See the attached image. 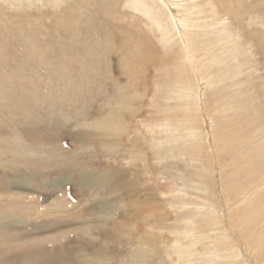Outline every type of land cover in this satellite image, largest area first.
I'll list each match as a JSON object with an SVG mask.
<instances>
[{
  "label": "rangeland",
  "instance_id": "obj_1",
  "mask_svg": "<svg viewBox=\"0 0 264 264\" xmlns=\"http://www.w3.org/2000/svg\"><path fill=\"white\" fill-rule=\"evenodd\" d=\"M196 1L0 0V264H264V0Z\"/></svg>",
  "mask_w": 264,
  "mask_h": 264
},
{
  "label": "bare ground",
  "instance_id": "obj_2",
  "mask_svg": "<svg viewBox=\"0 0 264 264\" xmlns=\"http://www.w3.org/2000/svg\"><path fill=\"white\" fill-rule=\"evenodd\" d=\"M55 1H57V0H55ZM133 1V3H134V5H136L137 6V8H139V9H141L142 11H144L146 14H148L149 16H151V17H153V15H155L156 17H160L161 18V16L158 14V12H157V8L158 7H156V6H152L151 5V3L150 4H148L147 3V0H132ZM198 1H201L202 2V11L204 10V8H205V5H204V1L203 0H197L196 1V3H194L195 4V6H196V8H195V11H194V14L195 15H198L199 13L197 12V7L198 6H201V4H198ZM187 4H186V6H192L193 4L190 2V1H185ZM174 4H176V2L174 3ZM185 10H187V9H185ZM184 10V12H186ZM175 12V14H176V16H177V13L179 12V13H181V12H183V10H178L177 9V12L176 11H174ZM204 13H205V10L203 11ZM154 16V17H155ZM153 17V18H154ZM155 17V18H156ZM154 18V20H153V22H154V24L159 28L160 26H162V24H160V21H157L156 19ZM163 20V22L164 23H166L167 21L165 20V19H162ZM197 26H198V28H203V27H206V26H208V25H205V24H197L196 23V26H195V30H197ZM167 30H168V32L170 33V32H172L173 31V33L176 35V37L178 36V30L180 31V37H179V44L183 47V49L185 50V52L184 53H188V54H191L192 55V50H191V53H190V45L191 46H193V40H190V42L188 43V44H183V41L185 40L184 39V36H186L187 37V39H189V37H191L192 35H195L196 34V31L194 32V31H189L190 30V28H187V27H183V23L182 24H180V28L178 27V29H175V28H173V27H170V25L169 26H167ZM227 30L228 31H230L228 28H227ZM186 31H187V33H189V36L188 35H186ZM231 32V31H230ZM232 33V32H231ZM191 35V36H190ZM232 35H233V37H235L234 36V34L232 33ZM178 38H176V40H177ZM186 39V40H187ZM194 53V52H193ZM212 55V54H211ZM209 56H210V54H209ZM215 55H213V57H214ZM212 57V58H213ZM211 58V59H212ZM122 64H123V67L126 69V67H128L126 70H130L129 68V66L124 62V61H122ZM145 66V65H144ZM231 76V75H230ZM211 78V77H210ZM205 81H207V80H205ZM208 82V81H207ZM206 83V82H205ZM210 83V82H209ZM211 84H213V83H211ZM216 84V83H215ZM217 85V84H216ZM207 86V85H206ZM210 86V85H209ZM220 87V86H219ZM227 87V86H226ZM214 88V87H213ZM221 88V87H220ZM209 89V88H208ZM210 89H212V87L210 88ZM235 90V89H234ZM206 91V90H205ZM204 91V92H205ZM227 94V93H226ZM215 95V94H214ZM225 96V95H224ZM229 98V97H228ZM228 99H226V101H227ZM250 100V99H249ZM229 102V101H228ZM251 102V101H250ZM249 102V103H250ZM253 102H255L254 100H253ZM252 102V103H253ZM257 102V101H256ZM255 102V103H256ZM225 103V102H224ZM246 104L245 105H247V103L248 102H245ZM248 103V104H249ZM252 103H250V104H252ZM255 103H253V104H255ZM229 104V103H228ZM227 104V105H228ZM232 103H230L228 106H230ZM251 105V106H254V105ZM225 106H226V104H224ZM232 107H233V105H232ZM260 107H263L261 104H260ZM229 109H231V106L229 107ZM233 109V108H232ZM231 109V110H232ZM225 110V109H224ZM223 109H222V112L224 111ZM227 110H228V108H227ZM230 112V111H229ZM224 113V112H223ZM227 113V112H226ZM172 123V122H171ZM164 124V123H163ZM171 126V125H170ZM166 127V126H165ZM97 129H99L100 131H103L104 130V127L103 126H100V125H98L97 127H96ZM167 128V127H166ZM170 128V127H169ZM113 131V130H112ZM117 134H120V133H118L117 131L116 132H113L111 135L112 136H114V138L115 137H117L118 138V135ZM258 135V134H257ZM247 138V137H246ZM261 141H263V140H261ZM260 141V142H261ZM144 142V141H143ZM253 143H255V141L253 142ZM252 143V144H253ZM261 143H263V142H261ZM139 147H140V145H139V143H137V144H135L134 145V153H132L131 155H133V156H140L141 154L142 155H144V152H143V150L142 149H139ZM227 147V146H226ZM242 152H244V151H242ZM248 153V152H247ZM128 154V153H127ZM235 158H236V156H234ZM233 157V158H234ZM238 159V158H237ZM245 159V158H244ZM248 159V158H247ZM250 159V158H249ZM252 169V168H251ZM130 172V171H129ZM128 174V173H127ZM134 174V173H133ZM129 175H132V174H129ZM122 176H123V174L122 173H120L119 175H118V179L121 181V178H122ZM125 176V175H124ZM129 178V177H128ZM134 180V179H133ZM131 178H130V181H132V182H136V181H133ZM93 181V180H92ZM85 184V183H84ZM86 186H88V187H90L91 189H92V182H91V180L89 181V183L88 184H86ZM134 186H136V183L134 184ZM125 187L126 186H122V189H125ZM130 189H133V188H131L130 187ZM126 190V189H125ZM220 190V189H219ZM118 192V191H117ZM221 192V191H220ZM131 199H130V202L132 203V205H136V206H138V195H139V190H135L134 192H132L131 191ZM166 195V194H165ZM222 195H224V194H222ZM163 197V196H162ZM229 197V196H228ZM165 199V198H164ZM113 203H119V200H117V198H114L113 199ZM127 206H124V204L122 203V207L123 208H127L128 210H129V206H128V204H126ZM131 205V206H132ZM140 206V207H139ZM138 206V209L141 211V209H142V207H143V204H141V205H139ZM145 208V207H144ZM164 208L161 206V205H159V204H153V206H152V208L151 209H148V211L150 212V214H151V216L153 217V215H155V214H158V215H160V216H162L164 213L162 212V210H163ZM105 211V210H104ZM152 217H148V218H143L142 217V222H152V221H154V220H151L152 219ZM217 222V221H216ZM151 226V225H150ZM161 225H159L158 223L157 224H155L154 225V227H157V228H159ZM135 228H137V227H135ZM137 230V229H136ZM129 232H128V235L130 234V231H131V229H129L128 230ZM135 231V230H134ZM191 237V236H190ZM131 239V238H130ZM134 240H135V238H133ZM180 239H181V237H180ZM179 239V240H180ZM186 239V238H185ZM209 240V239H208ZM211 240V239H210ZM187 242V241H186ZM185 242V243H186ZM138 243H140V245H138ZM138 243H137V249H136V251L135 252H133V254L134 255H136V256H145V254H146V257H148V256H150V253L149 252H146V245H145V243H148V241H147V238H145V239H143V240H140V241H138ZM177 243V242H176ZM188 243V242H187ZM211 244V243H210ZM164 247H165V245H164ZM252 248V247H251ZM242 249V248H241ZM181 250V249H180ZM240 250V249H239ZM210 252V251H209ZM233 252V251H232ZM240 252V251H239ZM207 254V253H206ZM210 254V253H209ZM208 254V255H209ZM216 254V253H215ZM220 254V253H219ZM233 254H235V253H233ZM241 254V253H240ZM226 255V254H225ZM228 255V254H227ZM248 255V254H247ZM249 255H251V254H249ZM254 255V254H253ZM191 255H189V257H190ZM207 256V255H206ZM218 255H216L215 257H217ZM241 256V255H240ZM209 257V256H208ZM235 257V256H234ZM253 257H255V255L253 256ZM264 257V256H263ZM211 258V257H210ZM220 258V257H219ZM243 258V257H242ZM249 258V259H248ZM131 259H133V258H131ZM214 259V258H213ZM218 259V258H217ZM236 259V258H235ZM244 259H246V261L248 262V261H252V258L251 257H246V258H244ZM257 259V258H256ZM170 260V259H169ZM221 260V259H220ZM233 260V259H232ZM215 261H216V259H215ZM231 261V260H230ZM238 261V260H237ZM142 262H145V261H142ZM211 262H212V260H211ZM218 262V261H217ZM216 262V263H217ZM235 262V261H234ZM256 262V261H255ZM263 262H264V260H263ZM214 263V262H213ZM215 263V264H216ZM223 263H225L224 261H223ZM243 263V262H242ZM242 263H240V264H242ZM220 264H221V262H220ZM228 264V263H227ZM231 264V263H230ZM234 264V263H233ZM261 264H263L262 262H261Z\"/></svg>",
  "mask_w": 264,
  "mask_h": 264
},
{
  "label": "crops",
  "instance_id": "obj_3",
  "mask_svg": "<svg viewBox=\"0 0 264 264\" xmlns=\"http://www.w3.org/2000/svg\"><path fill=\"white\" fill-rule=\"evenodd\" d=\"M159 1V0H158ZM160 1H165V0H160ZM177 0H170V3H171V6H174V3L176 2ZM179 2H182V1H179ZM198 4H201V6H198L197 7V12L199 13V14H201V11H202V2L201 1H198ZM171 6H169V7H166V6H164L165 8H167V9H170V10H172L171 9ZM186 11V10H185ZM148 15V14H147ZM149 16V15H148ZM194 16H197V15H195V14H191V13H188V12H181V13H177V21H180V20H184V21H190V22H192V23H197L198 25L200 24V22L198 23L197 21H195L194 19H196V18H194ZM150 17V16H149ZM200 19V18H199ZM159 21H160V24H164V22H163V20H162V18H159ZM198 27V26H197ZM189 31H193L192 29H190ZM133 35H135V33H133ZM186 35H188L189 36V33H187V31H186ZM215 38H216V36H215ZM214 38V39H215ZM181 50L183 51V52H185V50L183 49V47L181 48ZM196 51V50H195ZM195 51H193L194 53H195ZM185 54V57L187 56V55H189L190 57H193L191 54H188V53H184ZM195 55V54H194ZM184 57V58H185ZM119 182V184H121L120 183V181H118ZM111 188V187H110ZM109 187H108V191H110V192H112L111 191V189H110ZM113 189V192L114 193H116L117 191H116V188H112ZM121 189H122V187H121ZM112 197V200L110 201V202H113V199L114 198H116V196L115 195H112L111 196ZM141 198V195H138V201L139 200H141L140 199ZM129 199V203H131L130 202V199L131 198H128ZM122 203H124V202H121V201H119V203H114V205H119V206H122ZM128 204V203H127ZM184 259H185V257H181V261H180V263L179 264H186L185 262H184ZM147 260V258L145 259V261ZM206 264H211V263H206Z\"/></svg>",
  "mask_w": 264,
  "mask_h": 264
},
{
  "label": "trees",
  "instance_id": "obj_4",
  "mask_svg": "<svg viewBox=\"0 0 264 264\" xmlns=\"http://www.w3.org/2000/svg\"><path fill=\"white\" fill-rule=\"evenodd\" d=\"M131 205H132V203H130V205H128L130 208H131ZM140 207V206H139Z\"/></svg>",
  "mask_w": 264,
  "mask_h": 264
}]
</instances>
